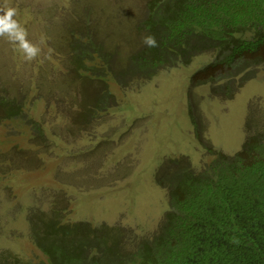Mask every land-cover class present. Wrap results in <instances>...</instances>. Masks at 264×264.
Wrapping results in <instances>:
<instances>
[{"label": "rangeland", "instance_id": "rangeland-1", "mask_svg": "<svg viewBox=\"0 0 264 264\" xmlns=\"http://www.w3.org/2000/svg\"><path fill=\"white\" fill-rule=\"evenodd\" d=\"M7 2L42 51L27 62L0 38V251L45 260L31 237L34 208L57 206L65 220L152 234L168 206L155 181L162 161L187 155L199 166L212 158L202 142L233 154L245 137L250 102L264 110L263 68L232 98L192 85L210 53L142 77L130 56L143 43L136 26L146 0ZM87 33L109 53L106 60ZM72 44L90 52V64L108 61L110 75L81 74ZM4 97L15 112L5 110Z\"/></svg>", "mask_w": 264, "mask_h": 264}, {"label": "trees", "instance_id": "trees-1", "mask_svg": "<svg viewBox=\"0 0 264 264\" xmlns=\"http://www.w3.org/2000/svg\"><path fill=\"white\" fill-rule=\"evenodd\" d=\"M136 27L143 38L151 34L157 41L151 48L142 43L130 56L144 78L210 53L191 83L208 84L212 95L232 98L264 69V0H146ZM87 35L106 60L109 53ZM79 49L70 47L81 74L108 72V61L90 64V52ZM2 102L8 113L15 112L8 107L14 101L4 97ZM244 134L233 154L201 141L212 158L199 166L187 155L162 161L155 181L166 191L168 206L152 234L65 220L57 206L34 208L31 237L45 260L1 250L0 264H264V110L255 101L249 104Z\"/></svg>", "mask_w": 264, "mask_h": 264}, {"label": "clouds", "instance_id": "clouds-1", "mask_svg": "<svg viewBox=\"0 0 264 264\" xmlns=\"http://www.w3.org/2000/svg\"><path fill=\"white\" fill-rule=\"evenodd\" d=\"M20 12L15 6L5 0L0 5V38H4L22 52L25 61L31 62L41 54V47L29 40L28 29L17 18ZM147 47H156L154 35H148L142 41ZM42 43V42H41Z\"/></svg>", "mask_w": 264, "mask_h": 264}]
</instances>
